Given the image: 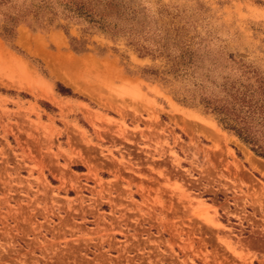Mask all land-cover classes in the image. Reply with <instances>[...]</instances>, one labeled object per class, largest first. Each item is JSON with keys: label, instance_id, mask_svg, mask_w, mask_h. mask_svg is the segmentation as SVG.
I'll return each instance as SVG.
<instances>
[{"label": "rangeland", "instance_id": "374dc122", "mask_svg": "<svg viewBox=\"0 0 264 264\" xmlns=\"http://www.w3.org/2000/svg\"><path fill=\"white\" fill-rule=\"evenodd\" d=\"M125 1L138 43L194 53L195 76L153 79L165 57L72 22L88 51L61 28L0 37V264H264V159L173 97L264 76V0Z\"/></svg>", "mask_w": 264, "mask_h": 264}, {"label": "trees", "instance_id": "16d2710c", "mask_svg": "<svg viewBox=\"0 0 264 264\" xmlns=\"http://www.w3.org/2000/svg\"><path fill=\"white\" fill-rule=\"evenodd\" d=\"M12 8L11 11L1 12L0 37L7 43L13 41L15 27L23 22L32 31L61 28L68 36L73 52L80 54L88 51L86 39L69 33L68 24L72 22L81 24L83 33L98 32L112 39L127 36L128 44L136 45L134 48L140 56L165 57V68L146 70L153 79L169 81L166 75L173 79L195 76L198 59L194 53L181 50L171 54L164 42H157L154 48L138 43L134 31L141 22L134 7L125 0H22ZM237 68L238 74L224 75L219 83L206 78L210 88L202 81L194 80L192 87L184 86L183 90L173 91V97L180 104L199 106L203 113L215 119L222 130L233 134L255 156L264 159L263 72L244 63ZM56 90L70 94L69 89L60 83H56Z\"/></svg>", "mask_w": 264, "mask_h": 264}]
</instances>
